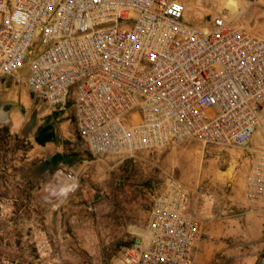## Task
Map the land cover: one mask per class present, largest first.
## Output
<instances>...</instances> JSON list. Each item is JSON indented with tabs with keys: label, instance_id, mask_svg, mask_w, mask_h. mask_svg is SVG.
<instances>
[{
	"label": "built area",
	"instance_id": "obj_1",
	"mask_svg": "<svg viewBox=\"0 0 264 264\" xmlns=\"http://www.w3.org/2000/svg\"><path fill=\"white\" fill-rule=\"evenodd\" d=\"M187 0H0V76H14L35 34L42 52L27 88L72 108L94 157H133L199 141L248 151L244 197L264 205V36L220 14L191 24ZM253 143V144H251ZM77 188L74 171L53 183ZM191 189L169 176L149 211L146 237L121 264H196L200 223ZM261 264H264L262 259Z\"/></svg>",
	"mask_w": 264,
	"mask_h": 264
},
{
	"label": "rangeland",
	"instance_id": "obj_2",
	"mask_svg": "<svg viewBox=\"0 0 264 264\" xmlns=\"http://www.w3.org/2000/svg\"><path fill=\"white\" fill-rule=\"evenodd\" d=\"M187 2L191 24L211 28L212 19L223 14L229 24L264 36V0ZM42 50L37 32L15 72V97L0 117V128L9 132H0V264H121L125 244H143L151 201L169 176L192 194L229 197L215 201L226 211L228 230H203L197 245H207L225 264L254 258L252 246L264 238V228H256L261 217L250 214L264 205L244 200L248 153L186 141L133 157H94L75 132L71 106L50 107L26 86ZM54 155L60 156L56 171L76 173L74 191H64L65 181L53 183L56 171L51 177L39 174Z\"/></svg>",
	"mask_w": 264,
	"mask_h": 264
},
{
	"label": "crops",
	"instance_id": "obj_3",
	"mask_svg": "<svg viewBox=\"0 0 264 264\" xmlns=\"http://www.w3.org/2000/svg\"><path fill=\"white\" fill-rule=\"evenodd\" d=\"M14 76H0V117L2 118H5V112L3 111V108H5L4 106L7 104L6 101L15 97L12 92L14 89L12 86L14 83ZM263 139V135L260 132H257L254 140L262 141ZM237 149L244 151L246 154L248 153V151L243 148L237 147ZM247 172L244 174V182ZM225 199L229 200V197L226 194L215 193L212 195H198L191 193L190 209L200 223V238L203 234V230H208L215 233H223L224 231L228 230L230 223L225 218L226 211L224 208H221V206H218L217 203H215V201ZM244 200L245 202H248L245 197ZM251 215L255 217L254 219H256L258 216L261 217L260 220L257 219L255 222L256 228H259L261 231V229L264 228V220H262L264 217V208L258 209L257 212H251L250 217ZM211 216L218 217V219L212 218ZM205 217L209 219H205ZM207 248V245H197V249H195L196 264H220L221 260H215L214 253L208 251ZM252 252L254 255L253 259L245 258L239 262H231L230 264H261L262 259H264V238L252 246ZM225 263L226 261L221 262V264Z\"/></svg>",
	"mask_w": 264,
	"mask_h": 264
},
{
	"label": "trees",
	"instance_id": "obj_4",
	"mask_svg": "<svg viewBox=\"0 0 264 264\" xmlns=\"http://www.w3.org/2000/svg\"><path fill=\"white\" fill-rule=\"evenodd\" d=\"M0 132L3 133V136L9 134L6 127L0 128ZM59 161H60V156H58V155H54V156L48 158L47 160H45L41 164L40 169H39V174L41 175L45 172V173H47L48 177H51V175H53V173L57 170ZM155 197L156 196H154L152 201H151V206H152V203H153V200ZM151 206H150V209H151ZM125 245L129 246V247L131 246L129 243L125 244Z\"/></svg>",
	"mask_w": 264,
	"mask_h": 264
},
{
	"label": "water",
	"instance_id": "obj_5",
	"mask_svg": "<svg viewBox=\"0 0 264 264\" xmlns=\"http://www.w3.org/2000/svg\"><path fill=\"white\" fill-rule=\"evenodd\" d=\"M97 198H98V195H96L94 199L96 200Z\"/></svg>",
	"mask_w": 264,
	"mask_h": 264
}]
</instances>
